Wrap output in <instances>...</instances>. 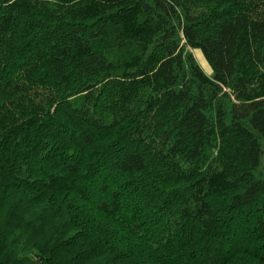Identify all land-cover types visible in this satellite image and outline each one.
<instances>
[{
  "label": "trees",
  "instance_id": "16d2710c",
  "mask_svg": "<svg viewBox=\"0 0 264 264\" xmlns=\"http://www.w3.org/2000/svg\"><path fill=\"white\" fill-rule=\"evenodd\" d=\"M0 264H264V0H0Z\"/></svg>",
  "mask_w": 264,
  "mask_h": 264
},
{
  "label": "rangeland",
  "instance_id": "374dc122",
  "mask_svg": "<svg viewBox=\"0 0 264 264\" xmlns=\"http://www.w3.org/2000/svg\"><path fill=\"white\" fill-rule=\"evenodd\" d=\"M192 50L194 52L197 63L201 66L205 73L210 74V66L207 60L205 59L201 49L199 47H194Z\"/></svg>",
  "mask_w": 264,
  "mask_h": 264
}]
</instances>
